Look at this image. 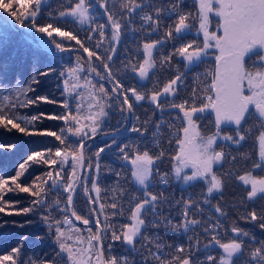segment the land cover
Returning a JSON list of instances; mask_svg holds the SVG:
<instances>
[{
    "label": "snow or ice",
    "instance_id": "snow-or-ice-1",
    "mask_svg": "<svg viewBox=\"0 0 264 264\" xmlns=\"http://www.w3.org/2000/svg\"><path fill=\"white\" fill-rule=\"evenodd\" d=\"M99 7L107 14V22L105 24H96L90 30L98 32L101 40L105 38V29L110 25L111 27V40L119 42L122 31L126 26L133 23L135 17H139L142 21L140 29L133 28L132 31L142 30L144 25H148L153 31H156L163 19L162 13L167 14V17L175 16V20L172 24L168 25V29L165 33V39H184L185 34L190 33L193 28L192 21H198L197 35L203 34V40L201 43H197L196 40H191L182 44L179 48H174V52L170 53L168 57L162 58L160 63L163 65L165 62H170L173 56H179L184 62L186 72H178L174 78L164 84L160 90L154 89L150 95L137 91L135 87L125 89L123 85L116 80L115 73L110 68L109 64L104 59L97 55L96 52L90 51L84 44L77 39V36L71 32L62 31L60 27H54L52 23L46 25H39L37 22L38 16L42 15L43 9L50 7V0H28L27 4H24L23 0H0V10L4 13H9L10 16L17 23L25 25L26 21H31L29 27H33L37 32L46 34L51 38V43L55 48L63 53L70 50L69 47H65L62 42L57 41L56 37L65 38L67 40H74L76 44L88 53V60L91 62L93 57L96 60H100L103 63V67L107 70V78L115 81V86L112 92L119 95L113 98L116 103L109 104L105 98L109 97L108 92L105 90L103 84L99 86V92L103 96H97L95 92L91 93V100L88 104V114L81 116L82 105H76V115H72L70 112L67 115L60 116L58 119L64 120L67 128L61 129L62 135L65 131L72 136L78 137L79 146L75 150H69L61 152L58 148L54 155L59 158L48 160L45 159V153L34 152L28 157V161L37 160L45 164L56 165L59 162L60 169L63 170L65 163L71 156L72 175L75 176L77 167L85 166V154H84V140L91 136L97 135L101 130L102 125L109 116V110L115 107L121 114L125 111L133 112V102H130V98L127 93H131L135 102L148 100L155 109L163 112L165 107L178 109L181 115H177L175 119L184 122L182 128L183 137L176 140L178 145V151L171 157L172 166L170 173H160L156 169L155 165L158 161H161L164 157V152L160 151L158 155H152L145 149L140 152L137 148L136 154L131 158L132 165L131 176L135 180L136 184L143 189L141 196H133L129 199L128 204L129 223L118 225L109 223L110 217L105 215L104 226L101 227V221L97 219L95 221L97 230L95 234H92L91 229H88L89 235L85 239L81 238L80 230L72 226V221L65 216L63 220H54L49 216L42 217V220L48 224L49 230L55 225V240L58 245L59 251L55 253L52 264H57V261H64V264H137L136 257H139L140 264H150V260H154L156 264H264V241H257L254 236H250L249 232L241 229L240 227H231V233L236 235L230 239L223 240L220 233L216 231L221 225L219 221L216 223H208L207 220L198 219L197 216H203V209L201 204L197 200H193L189 197L187 200L181 198L177 201V204L182 205L181 211L178 215L181 217L179 223H173L172 219L168 216L162 215L161 205L169 203L168 197L163 192L153 194L149 191L150 187H155L156 183L153 181L154 174L159 176V184L167 185L169 183L168 177L174 175L176 179L182 180L186 185L194 181H203L206 187V194L204 196L203 203L211 205L209 197H212L214 193H222L225 185L231 181L233 176L235 179L242 182L243 186L247 189L246 199L250 202H255L257 199H264V176H254L252 171H246L242 175H235L231 169L229 171H218V168L223 166L227 158L231 156L230 152H226L223 147L218 150V142H230L234 145H240L248 135L252 134L258 129V135L255 136V140L258 143V161L252 165L253 169H264V0H194L197 7L195 13L184 12L182 5L184 0H172L167 5L157 6L153 0H121L120 8L118 11H112L107 5L108 0H98ZM14 4H20L24 11L19 12L15 10ZM63 10L58 12L59 18H73L80 25H92L95 24V18L92 15L90 9L93 7V3L90 0H75V3H70L67 6L61 5ZM115 8V5H113ZM149 9V11H145ZM126 10V14H121ZM155 14L156 19L153 18ZM210 14H214L219 18L217 28L223 30V35H217L215 31H209V27L212 23ZM51 15V12L48 13ZM7 21V17L4 18ZM55 34V36H54ZM175 34V35H174ZM89 40L91 36L87 37ZM8 36L0 38V45H2ZM162 41L156 40L143 44L144 59L142 62L132 64L129 61L124 67H131L133 72L138 73L140 80H146L149 78L150 72L156 68V59L153 57V51L160 45ZM96 47H100V43L96 44ZM216 48L219 50V55L215 56L216 66L212 75V83L209 88L203 89L205 93L202 97H197L196 89H193L191 97L185 99L180 103H176L173 99L172 102L165 105L162 100L168 97L178 96V88L184 83V77L187 75V71H191L193 67L198 66L203 62L204 58L209 55V49ZM113 47L111 52H115ZM113 59L112 55L107 56V61ZM83 71V67L77 65L74 68H69L70 74H76ZM89 71H96L95 68L89 64ZM118 71V70H117ZM99 76V72H96ZM64 75V73H61ZM205 75H208L206 73ZM199 74L194 77L198 79ZM103 78V77H102ZM33 82L35 78H33ZM68 81H65V85H68ZM86 85H91V81H86ZM78 86V85H77ZM76 87V86H74ZM0 89L5 92L10 89L0 85ZM28 91H31L29 85ZM67 90V88H66ZM211 91L212 95H207ZM247 93V94H246ZM19 90L16 91V95H22ZM119 96H122V101L119 100ZM8 99V97H4ZM38 99H45L43 97ZM191 100V103L189 102ZM202 103L197 106V102ZM38 101L31 99H25L19 103H11V108L24 107ZM126 106V107H125ZM251 106V108H250ZM65 108L69 105L67 102L64 104ZM211 109L215 114L214 128L211 133L205 134L201 132L200 127L197 124V120L202 119V114ZM6 112H0V126L11 125L12 128L19 130L22 133H27L26 128L21 127L20 124L14 123L13 120H6ZM38 117H32L27 121L28 124H32ZM122 119L126 117L122 116ZM138 120L139 117H136ZM86 123H81V121ZM248 120L255 121L252 125L245 128L244 125ZM150 120H145L140 127L135 125L131 128L132 132H138L143 134L148 130L147 125ZM167 122L162 118L155 123V131L153 132V146L159 147L160 138L163 133L160 131L161 127ZM234 125L233 134H227L223 132L221 125ZM171 127V125H169ZM48 135L54 136L60 141L61 145L66 143L67 136L62 139L61 135H57L55 132L48 133ZM128 145L120 148V152L124 154V159H129V153L126 151ZM104 151L100 148L95 156L97 159L100 153ZM48 156H52L51 150L47 153ZM243 159H249L247 155L241 154ZM234 162L236 157L231 158ZM27 163V161L25 162ZM89 168L93 167L90 162L87 165ZM215 166V167H214ZM25 168L24 164L20 165V169ZM97 170L100 169V165L97 162L95 164ZM191 168V173H185V169ZM23 175V171H17L15 176L10 177L13 187H9V180L0 176V202L7 204V201L3 200V196L6 192H31V188L27 186H21L18 183V179ZM47 180L44 184L51 180V188L45 189L39 187L37 191L32 192L33 196L38 199L33 201V206L46 203L45 195L50 190H59L62 187L64 192L68 193L67 206L73 205V194L76 191V186L71 181L67 184H63L62 179L58 180L53 177V173L49 171L47 174ZM119 176V173H116ZM56 177H60V171L55 174ZM39 179V178H37ZM99 176L91 178V190L97 194L95 199L89 196V202L95 203L100 199V192L102 189L98 184ZM84 191L87 194L89 189L87 187L88 176L83 177ZM80 182V178H77V183ZM35 184V182H34ZM116 192L117 189H113ZM126 194V190L119 189V196L122 197ZM134 206H131L133 205ZM57 207L60 205L59 199L53 202ZM53 204H49V210H52ZM106 205L100 204V212L103 213ZM107 207L111 208V216L124 215L125 209L123 205L112 203ZM215 208V212L221 216H226V213L219 206V204L212 206ZM5 208L0 206V212H4ZM32 208H23V213L32 211ZM68 209H62L67 211ZM95 211V209H92ZM18 214V213H17ZM71 215L76 220H82L84 225L90 223L89 219H86L80 215H77L76 211H72ZM209 219H211L209 217ZM243 219L258 223L259 228L264 230V211L259 215L253 210L247 213ZM51 221V223H49ZM61 224H68L72 231L77 234V242L79 244L87 243V247L73 248L72 245L66 241L71 239V236L65 234V230L61 228ZM161 226L168 228L172 232H178L181 229L187 233L195 228H202V232L205 236L210 235V239L207 243H204L201 247V242L194 236L188 238L189 244L187 248L184 245H178L175 247L173 253H164L165 247H172L171 245H164L157 241L160 237L157 234L152 236L145 235L149 229H156ZM170 226V227H169ZM111 232V240L119 241L121 245H127L125 248V255L112 254L114 252L113 245L111 243L107 246L108 254H105L103 247V240L106 238V234ZM228 230H225L227 235ZM244 237H248L245 241ZM145 240L149 244H155L156 251L151 249L147 250V254L141 251L144 245L137 247L139 240ZM194 241V243H193ZM252 244H257L256 247H251ZM218 247L221 251L218 255L210 254L211 251H215ZM20 247L11 249V252L7 255H0V264H20ZM187 252V255L184 253ZM203 252V258L200 253ZM135 254V255H133ZM66 256V260H65ZM170 257V258H169ZM22 264H49L47 260L36 261L32 258H28L23 261Z\"/></svg>",
    "mask_w": 264,
    "mask_h": 264
},
{
    "label": "trees",
    "instance_id": "trees-1",
    "mask_svg": "<svg viewBox=\"0 0 264 264\" xmlns=\"http://www.w3.org/2000/svg\"><path fill=\"white\" fill-rule=\"evenodd\" d=\"M170 1L172 2V0H153L157 6L167 5L171 3ZM5 2H7V0H5ZM23 2L27 4L28 0H23ZM74 2L75 0H63L65 6ZM90 2L93 3V7L90 11L95 18V24L87 25L82 28L73 18H59L58 12L62 9L60 6L61 0H50V7L42 10L43 14L38 16L37 22L38 24L52 23L55 27L61 28L64 26L67 28L66 32H71L73 35L77 36V39L84 44V47H87L90 51L96 52L97 55L101 56L104 61L109 64L110 68L115 73L116 80H118L125 89L135 87L137 91L148 95L151 89H154V87L158 89L162 82L172 78L176 66L179 67L181 64H184L179 56H173L170 62H165L163 65L160 63L162 58L168 57L170 53L174 52V48L168 52L167 49L169 45L167 39H161V36H165V30L167 28L166 22L169 18L167 14L162 13L163 19L156 31H153L148 25H144L142 30L132 31L133 28L140 29L142 23L139 17H135L133 23L124 28L120 41L117 43L111 40L112 30L110 25L105 29V38L103 40H101L98 32L92 31L94 33H91L90 29L95 27L96 24H105L107 22V14L99 7L98 0H90ZM137 2L139 3L141 0H137ZM120 3L121 0H108L107 6L112 11H118ZM113 5H115V8H113ZM14 8L19 12L24 11L20 4H14ZM182 9L184 12L195 13L194 1L184 0ZM49 12H51V15H48ZM121 14H126V10ZM5 17V14L0 11V38L4 36L9 37V39L0 45V85L10 89V91L5 92L0 89V112H6V120L11 119L14 123L20 124L21 127L26 128L27 133H22L12 128L11 125H7V127L0 126V176L4 179H8L9 187H13L10 177L15 176L17 171H23V175L17 182L20 183L21 186L30 187L31 192H6L3 196V200L7 201V204L0 202V206L5 208L4 212H0V255H7L11 252L12 248L20 247V264L28 258H32L36 261L47 260L49 264H52L55 253L59 251L55 240V225H53L50 231L48 224L42 220V217L49 216L54 220H63L65 215H69L68 218L74 222L68 211H62V209L67 208V192L50 190L45 195L46 203L35 206H33V201L38 198L31 193L37 191L39 187H44L45 189L51 188V180H48V183L44 184V181L47 180L46 174L49 171L53 173L54 178L63 179L64 181H67L69 175L67 176V174H63L57 169V164H45L39 162L38 159L28 161V157L34 152H42L46 154L45 159H56L59 161V158L54 155L58 148L60 149L70 145L71 150H75L78 147V137L70 134L71 138L67 137L66 143L61 145L59 140L54 136L48 135V133L55 132L57 135H61L62 139L66 136V131L62 135L61 129L66 130L67 125L64 120L58 119V117L62 116L61 113L65 101V96L61 93L58 81L63 72V67L70 64L73 57H78L81 61H84L83 58H86V56L85 53L77 49L63 53L50 51L39 42L42 41L52 46L53 44L51 41L47 43L46 40L42 39L41 35L37 36L30 30L24 29L23 27L25 25H21L15 20L14 22L17 28L13 27L8 19L5 21ZM153 18L156 19L155 14H153ZM28 23L32 22L26 21V24ZM192 23L195 25L196 22L192 21ZM25 33L31 35L37 41L28 40L25 37ZM187 35L188 41L196 40L199 42L200 40V34L197 35V33L191 32L187 33L186 36ZM89 36H91L90 40L87 38ZM148 39L155 41L159 39L162 43L153 51V57L157 62L156 68L150 72L148 79L140 80L138 79L137 73L133 72L131 67L125 68L124 66L128 64L129 61H131L132 64L140 62L141 56L143 55V47L141 44L144 41H148ZM173 40L176 41L177 38ZM57 41L62 42L64 45L76 44V41L67 40L65 38L57 39ZM98 42L100 43V47L94 48V45ZM113 47L116 49L114 53L111 52ZM108 55L113 56L111 61H107ZM212 61L213 58L207 56L204 58L203 62L196 66L197 74H199L196 87L204 81V78H211ZM92 67L96 69V72L100 71L102 77L109 80L107 78V70L103 67V63L100 60H96L95 57H93L92 60ZM206 73H208V75H205ZM92 77L94 78H92V81L94 80L95 84L97 81H101L94 76ZM188 77L190 78V82H192L195 76H193L191 72L188 74ZM33 78H35L36 82H33ZM86 80L89 81L86 76L81 74L79 77L80 83L70 86L68 88L69 91L66 92L67 103L69 105L68 113L70 112L72 115L77 114L76 106L71 107L70 104H73L72 102L75 101L77 97L79 100L86 99V102L91 98L92 91L90 92L86 89L88 87L85 85ZM109 81L115 86V81ZM101 82L109 94V97L105 98L106 102L115 104L116 101L113 98L117 97L116 94L111 91L110 87L106 85L105 82ZM29 85L31 86V91L27 90ZM17 90L23 94L17 96ZM93 92H95L97 96H103V94L99 92V88ZM178 92L179 94L177 97H182L187 93V88L178 89ZM127 94L130 98V102H133L134 105L130 126L120 133L109 136L98 135V137L89 138L84 142L85 163H89L90 158V162L93 165V167L88 168L85 173V176L89 177L87 181L89 192L87 194L85 193V182L81 179L77 191L73 196L72 208L76 211L77 215L89 219L90 221L99 219L102 228L104 226L105 215L110 217L109 223L111 224L123 225L129 223L130 221L127 217L129 215L128 210L130 205L128 201L133 196L142 195L143 189L136 184L131 176L132 165L130 160L136 154L137 148L140 152L147 149L152 155H158L160 151H163L164 157L157 163L158 167L160 166L158 169L159 171H164V173H170L171 157L177 145L175 142L178 134L176 128L177 122H173L171 127H168L167 124L161 127L160 131L163 135L160 138V145L159 147L153 146L152 134L155 131V123L158 122L155 106L148 100L135 102L131 93ZM4 97H8V99H4ZM41 97L45 99H38ZM25 99L38 102L24 107L18 106L14 109L10 107L11 103H19ZM119 100L121 99L119 98ZM201 102L202 101H198L197 103ZM111 110H115V112H113L115 117L109 115L102 125L101 130L98 132L102 130L119 129V127L125 124L124 122L126 119H122V116L126 117L127 113L123 112L121 114L115 107ZM165 110L172 109L165 107ZM207 114L208 116L204 117L206 118V125L203 124V133L205 134L214 128V123L210 118L209 112H207ZM32 117H38V119L33 121L32 124H28L27 121ZM136 117H139V119L137 120ZM145 120H150L146 132L141 134L131 131L134 125L140 127ZM81 123H84L83 120ZM125 145L129 146L126 149L129 153L128 160H125L124 154L120 152V148ZM100 148H103L104 151L100 153L97 159L95 153ZM49 150L53 153L52 156L47 155ZM237 153H242V151L239 150ZM26 161L27 163H25ZM97 162L100 165L99 170L95 168ZM21 164L25 165L23 170L20 169ZM228 169L229 168H226V170L223 171H229L230 169ZM57 171H60V177L55 176ZM116 173H119V176H117ZM97 174L99 176L98 184L102 191L99 194V201L92 203L89 202V196L95 199L97 194L95 191L91 190V178L96 177ZM170 176L168 177L169 179ZM153 181L156 183L155 175ZM113 189H117V191L113 192ZM119 189L126 190V194L120 197ZM149 191L153 194L163 192V194L168 197L169 203H165L161 206L162 215L173 219V223H179L181 219L178 215L181 211V206L176 202L180 201L181 198H186L188 192V197L199 201L203 209V216H197L196 218L209 220L210 217L213 220L212 223L219 221L221 227L217 228L216 231L220 233L222 241L236 235L230 231L233 226L240 227L249 232L250 236H254L257 241H264V230L259 228L258 223L243 219L247 213L253 210H255L258 215L264 211V199H257L255 202L248 201L246 199L247 189L243 186L242 182L235 179V176L225 185L222 193H214L213 196L210 197L211 205L215 206L219 204L226 213V216H221L219 213L215 212L214 207L202 202L206 194L205 184L202 181H194L186 185L185 183L170 179L167 185L156 183V186L150 187ZM57 199L60 201L58 207L53 204ZM213 199L215 204L213 203ZM114 202L117 203L118 206L121 204L123 205L125 209L124 215H110L114 210L107 206ZM49 204H53L52 210H49ZM100 204L106 205L103 213L100 212ZM131 206H134V203ZM23 208H32L33 210L28 213H23L21 211ZM92 209H95V211H92ZM49 223H51V221H49ZM79 226L82 228L80 229L82 232L84 229L90 228L94 230L96 228L95 223L88 227H85L83 224ZM225 230H228L227 235H225ZM153 234H157L160 239H162L161 227L149 229L148 232L145 233V235L148 236H152ZM194 234H196V238L200 240L201 247L210 239V235L205 236L200 227L190 230L187 233L181 229L178 232L168 235L167 241H164V245H171L172 247H165L163 252L173 253L175 247L178 245H184L187 248L189 244L188 238L194 236ZM110 237L111 232L109 231L106 234V238L103 240L105 254H108L107 246L111 243L114 248L112 254L125 255L124 249L129 246L121 245L119 241H112ZM244 239L247 241L248 237H244ZM160 241L161 240L157 242L160 243ZM140 245H144L141 251L145 254H147L148 249H151L153 252L156 251L155 244H149L145 240H139L137 247L139 248ZM256 246L258 245H251V247ZM220 251L221 250L216 247L215 251H211L210 254L218 255ZM184 255H187V252H185ZM203 255L204 253L201 252V258H203ZM136 259L137 264H140L138 256ZM57 264H64V261H57ZM150 264H156V262L150 260Z\"/></svg>",
    "mask_w": 264,
    "mask_h": 264
},
{
    "label": "rangeland",
    "instance_id": "rangeland-1",
    "mask_svg": "<svg viewBox=\"0 0 264 264\" xmlns=\"http://www.w3.org/2000/svg\"><path fill=\"white\" fill-rule=\"evenodd\" d=\"M171 2V1H170ZM75 3V2H74ZM61 10H63V9H61ZM60 10V11H61ZM145 11H149V9H145ZM212 15L214 16V17H212ZM174 16V15H173ZM210 16L212 17L211 19H212V23H211V25H210V27H209V31H215L216 33H217V35H223V30L222 29H220V28H217V24L219 23V18L218 17H216L214 14H210ZM174 18H175V16H174ZM75 21V20H74ZM78 25H80L77 21H75ZM196 23H197V28H198V21H195ZM173 23V21H171V18H168V20H167V22H166V24H167V28H166V30H165V33H166V31H167V29H168V25L169 24H172ZM31 23H28V24H25V26L23 27L24 29H26V30H30L32 33H34V34H36L37 36H40L41 35V37H42V39H44V40H46V42L48 43L49 41H51V38H49L46 34H43V33H39V32H37L36 31V29L35 28H33V27H29V26H27V25H30ZM39 25H41V26H43V25H46V24H41V23H39ZM87 25H80V27H86ZM55 27V26H54ZM197 28H195V27H193L192 29H191V32H193V33H197ZM67 28H65L64 26H62L61 27V30L62 31H67L66 30ZM190 32V33H191ZM91 33H94V32H92L91 31ZM90 34V33H89ZM88 34V35H89ZM54 36H55V34H54ZM185 36H186V34H185ZM184 36V37H185ZM187 38H188V35L186 36ZM163 38H165V36H161V39H163ZM56 39H61V37H56ZM157 40H159V39H157ZM183 40V39H182ZM182 40L181 39H179V38H177V40L176 41H174L173 42V44L174 45H172L171 44V39H167V41H168V49H167V51L168 52H170V50L172 49V48H179L181 45H180V43H182ZM202 40H203V34L201 33L200 34V40H199V42H197V43H201L202 42ZM152 41H155V40H149L148 39V41H144L142 44H141V46L143 47V44L144 43H148V42H152ZM176 43H178L180 46H176L175 44ZM73 45H75V46H77V47H80L79 45H77V44H73ZM73 45H70V46H73ZM53 46V45H52ZM53 47H55V46H53ZM96 47V44L94 45V48ZM219 53V50L218 49H216V48H211V49H209V55L208 56H216L217 54ZM142 58H141V60H140V62H142L143 61V59H144V55H142L141 56ZM178 57V56H177ZM83 60L84 61H81L80 60V58H78V57H73V59H71V62H70V64H68V65H66V66H64L63 67V72L62 73H64V75H60V79H59V86H60V89H61V93H62V95L63 96H65V101H64V103L63 104H65V102H67V91H69L68 90V88L70 87V86H72V85H74V84H78V83H80L79 82V77H80V75L82 74L83 76H86L87 77V79L89 80V81H91V85H94L95 87H92V86H89V85H86V82H85V85L86 86H88L86 89H88L90 92L92 91H96V89L97 88H99V86L102 84V82L101 81H97V83L95 84L94 83V80L92 81V75H91V73H90V71H89V69H88V60H87V58H83ZM93 60V59H92ZM77 65H80V66H82L83 67V71H81V72H78V73H76V74H70L69 72H68V69L69 68H74V67H76ZM91 67H92V61H91ZM184 69L185 68H183V67H178V66H176V68H175V73L173 74V76H172V78H174L175 77V75H177V73L178 72H180V73H184L183 71H184ZM178 70V71H177ZM94 73L96 72V71H93ZM99 73H100V71H98ZM137 76H138V73H137ZM171 78V79H172ZM94 79V78H93ZM138 79H140L139 78V76H138ZM171 79H168V80H165L164 82H162L161 83V85H160V87L158 88V89H155V90H160V89H162L163 88V86H164V84L165 83H167L169 80H171ZM68 81L69 83H68V85L66 86L65 85V81ZM184 80H186V77H184ZM87 81V80H86ZM212 83V77H211V79H209V78H205L204 79V84H203V86H202V90L203 89H206V88H209L210 87V84ZM204 87V88H203ZM66 88H67V90H66ZM153 89H151L150 91H149V93H148V95H150L151 94V91H152ZM204 93V92H203ZM210 93H211V91H209L208 93H207V95H210ZM173 99L175 100V102L176 103H180V102H182V100L181 99H179L177 96L176 97H168L167 99H164V100H162V103H164L165 105H167L168 103H170V102H172L173 101ZM90 102H92V100H91V98H90V100L89 101H87L86 102V99H83V100H79V98L77 97L76 99H75V101H73L72 103L73 104H70L71 105V107H75L78 103L79 104H81L82 105V111H81V116H85V115H87L88 114V104L90 103ZM202 103V102H201ZM197 106H199V104H197ZM172 109V108H171ZM156 110V113H157V121H160L162 118L167 122L166 124H167V126L169 127V125H171L173 122H177V131H178V134H177V137H176V140L177 139H180V138H182L183 137V132H182V128H183V126H184V122H182L181 120H178V119H175V117L177 116V115H181L182 116V113H180L179 112V110L178 109H172V110H164V112H163V115L161 114V111L160 110H158V109H155ZM113 112H115V110H110L109 111V115L111 116V117H115V115H114V113ZM206 112H208V111H206ZM68 114V108H65L64 107V105H63V111H62V113H61V115L62 116H64V115H67ZM204 115H205V113H203ZM202 114V115H203ZM206 116V115H205ZM204 117V116H203ZM202 117V118H203ZM131 119H132V114H131V118H130V124H131ZM200 121H203L202 119H200V120H198V122H197V124L200 122ZM84 123H86V121H83ZM125 122H126V120H125ZM124 122V123H125ZM164 126H165V124H164ZM199 127H200V129H201V131L203 130V124L200 122V124H199ZM109 130H112V129H109ZM109 130H102V131H109ZM170 130V129H169ZM102 131H100V132H102ZM171 131H172V129H171ZM211 132H213V131H211V130H209L208 132H206V133H211ZM223 132H225V133H227V131H223ZM90 134V133H89ZM66 136L67 137H70L71 138V136H70V134H68L67 132H66ZM176 140H175V142H176ZM78 146V145H77ZM60 150H61V152L63 153V152H65L66 150H69V148L68 147H63V148H60ZM176 151H178V145H176V148H175V150H174V152H173V156L175 155V153H176ZM158 162H160V161H158ZM157 162V163H158ZM156 163V165H155V167L157 166L158 167V164ZM171 166H172V161H171ZM88 163H85V166H84V171L82 172V175H81V177H80V181H81V179H83V177L85 176V173L87 172V170H88ZM160 167V166H159ZM158 167V168H159ZM57 169H59L63 174H67V176H68V179H67V181H64L63 179H62V181H63V184H67L68 182H72V183H74L75 182V180H76V176H75V178H74V176L72 175V167H71V156H69V158H68V161L65 163V165H64V168H63V170H61L60 169V165H59V162L57 163ZM170 170H171V168H170ZM160 173H164V171H159ZM84 173V174H83ZM166 173V172H165ZM185 173H188V174H190L191 173V168H187V169H185ZM155 175V174H154ZM241 175V174H240ZM255 176H258V175H255ZM156 177H158V178H156ZM153 178H154V176H153ZM155 179H157V181H156V183L157 184H159L158 183V181H159V176H156L155 175ZM170 179H174L175 181L177 180L178 182H180V183H184L182 180H178V179H176L175 178V176L174 175H172V176H170ZM169 178H168V180H170ZM58 180H61V179H58ZM84 181V180H83ZM80 183V182H79ZM79 186V185H78ZM78 186H77V188H78ZM77 188H76V191H77ZM60 191H63L62 190V187L59 189ZM76 191H75V193H76ZM75 193L73 194V196L75 195ZM187 194H188V192H187ZM186 194V198H183L184 200H187L189 197H188V195ZM67 196H68V193H67ZM66 199H67V197H66ZM203 200H204V198H203ZM203 200H202V202H203ZM162 206V205H161ZM181 207H182V205H180ZM68 209V208H67ZM68 211V210H67ZM72 211H73V208H72ZM69 213H70V211H69ZM68 214V213H67ZM65 216H67V217H69V215H65ZM211 216V215H210ZM211 222L210 223H212V218L211 219H209ZM74 221V220H73ZM208 221V220H207ZM209 223V222H208ZM81 224H83V223H81ZM80 223H77V222H72V226L74 227V228H77V229H82V228H80V226L79 225H81ZM84 225V224H83ZM85 227H88L89 225H84ZM61 228L63 229V230H65V234H66V237L67 236H71L72 238L71 239H69V240H67L66 242L68 243V244H70V245H72V247L75 249V248H77V247H83V248H86L87 247V243L85 242V243H83V244H79L78 242H77V234L74 232V231H72L71 230V228H70V226L68 225V224H63V225H61ZM96 229H97V227L94 229V230H91L92 231V234H95L96 233ZM88 235H89V232H88V229H84L83 230V232L80 230V236H81V238H83V239H85L86 240V238L88 237ZM66 257V256H65Z\"/></svg>",
    "mask_w": 264,
    "mask_h": 264
},
{
    "label": "flooded vegetation",
    "instance_id": "flooded-vegetation-1",
    "mask_svg": "<svg viewBox=\"0 0 264 264\" xmlns=\"http://www.w3.org/2000/svg\"><path fill=\"white\" fill-rule=\"evenodd\" d=\"M214 59H215V57H213V61H212V69H211L212 73L214 71V64H213ZM250 108H251V106H250ZM209 114H211V113L209 112ZM205 115L208 116L207 112H205ZM205 115L203 114L202 117L203 116L206 117ZM204 117L202 118L203 121H200V122L202 124L206 125V118H204ZM210 118L212 119L211 115H210ZM212 121H213V119H212ZM197 122H198V120H197ZM200 122L198 123V126H199ZM254 122L255 121H253V120H248L245 123L244 127L247 128L250 125H252ZM234 127L235 126H232V125H227V126L221 125L222 130L227 131V134H233ZM214 130H215V128L211 129V131H214ZM201 132H203V130ZM206 134H208V133H206ZM256 135H258V129L256 131H254L252 134L248 135L247 138L244 141H242L240 145H234V144H231L230 142H226V141L225 142H218V150L220 147H223L226 152L231 153V156L227 158L226 162L223 163V166L221 168H218V171H223V170H226V168H229L233 172H235L236 175H240V174L242 175L246 171H252L254 176L255 175H258L257 177L264 176V169H253L252 168V165L255 162H257L259 159V157H258V143L255 140ZM239 150L242 151V153H237V152H239ZM241 154L247 155L249 157V159H243ZM232 157H236L234 162L231 159ZM209 199H210V197H209ZM213 203L215 204L214 199H213Z\"/></svg>",
    "mask_w": 264,
    "mask_h": 264
},
{
    "label": "water",
    "instance_id": "water-1",
    "mask_svg": "<svg viewBox=\"0 0 264 264\" xmlns=\"http://www.w3.org/2000/svg\"><path fill=\"white\" fill-rule=\"evenodd\" d=\"M1 12H3V10H0ZM4 13V12H3ZM5 15H6V17H7V19L10 21V23L13 25V27H15V28H17V25L15 24V22H14V20H12V18H11V16L9 15V13H4ZM25 37L29 40H33V41H37L35 38H33L31 35H28V34H26L25 33ZM39 43H41V45L43 46V47H45L46 49H48V50H52L53 52H59L56 48H54V47H52V46H49V45H47L46 43H44V42H42V41H40ZM65 47H69L70 48V50H73V49H77V50H80V51H82V52H84L83 51V49L82 48H80V47H77V46H75V45H73V46H70V45H65ZM85 53V55H86V58H87V60H88V53H86V52H84ZM89 64H91V62L88 60V69H89ZM215 66H216V61L214 60V70H215ZM214 72V71H213ZM94 77H97L99 80H101V81H103V82H105V84L106 85H108L110 88H111V90L113 89V86H112V84L110 83V81L109 80H107V79H105V78H102V76H98L97 74H96V72L94 73L93 71L92 72H90ZM117 96L119 95L118 93H115ZM212 95H213V97H214V92H212ZM119 98L121 99V101H122V99H123V97L122 96H119ZM126 107V106H125ZM209 111H210V113L212 114V119L213 120H215V114H214V112L211 110V109H209ZM127 112V111H126ZM130 118H131V113H129V112H127V118H126V122H125V124H124V126H122V127H120L119 129H112V130H109V131H102V132H98L97 133V135H95V136H91V134H89V138H92V137H98V135H105V136H109V135H112V134H115V133H117L118 131H120V130H125V129H127L129 126H130ZM222 125H226V124H222ZM232 126H234V125H232ZM89 138H85V140H84V142L85 141H87ZM78 146H79V144H78ZM83 167H77V175H76V180H75V182H74V184H75V186H76V188H77V186L79 185V183H77V178H80L81 177V175H82V172H83ZM67 201V200H66ZM68 207V212L70 211V215H71V212H72V206L71 207H69V206H67ZM72 216V215H71ZM72 219L75 221V222H77V223H83V221L82 220H76L75 219V217L74 216H72ZM93 223H95V221L94 220H91L90 221V223L88 224V225H91V224H93ZM96 224V223H95ZM97 227V226H96ZM97 230V229H96Z\"/></svg>",
    "mask_w": 264,
    "mask_h": 264
},
{
    "label": "bare ground",
    "instance_id": "bare-ground-1",
    "mask_svg": "<svg viewBox=\"0 0 264 264\" xmlns=\"http://www.w3.org/2000/svg\"><path fill=\"white\" fill-rule=\"evenodd\" d=\"M211 116H212V114H210ZM121 131H123V130H120V131H118L117 133H120ZM117 133H115V134H117Z\"/></svg>",
    "mask_w": 264,
    "mask_h": 264
},
{
    "label": "built area",
    "instance_id": "built-area-1",
    "mask_svg": "<svg viewBox=\"0 0 264 264\" xmlns=\"http://www.w3.org/2000/svg\"><path fill=\"white\" fill-rule=\"evenodd\" d=\"M167 231L170 233V232H172V231H170L168 228H167Z\"/></svg>",
    "mask_w": 264,
    "mask_h": 264
}]
</instances>
